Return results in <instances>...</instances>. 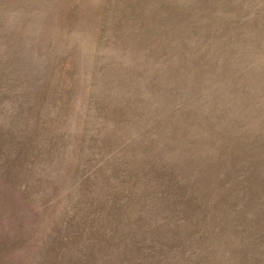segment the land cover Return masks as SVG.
I'll list each match as a JSON object with an SVG mask.
<instances>
[{"label": "rangeland", "instance_id": "rangeland-1", "mask_svg": "<svg viewBox=\"0 0 264 264\" xmlns=\"http://www.w3.org/2000/svg\"><path fill=\"white\" fill-rule=\"evenodd\" d=\"M0 264H264V0H0Z\"/></svg>", "mask_w": 264, "mask_h": 264}]
</instances>
